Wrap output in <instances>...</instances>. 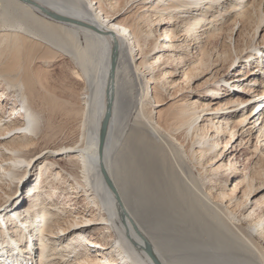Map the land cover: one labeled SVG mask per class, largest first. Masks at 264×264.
<instances>
[{
	"label": "bare ground",
	"instance_id": "6f19581e",
	"mask_svg": "<svg viewBox=\"0 0 264 264\" xmlns=\"http://www.w3.org/2000/svg\"><path fill=\"white\" fill-rule=\"evenodd\" d=\"M237 22L252 42L264 0H0V214L24 189L0 264H264V49ZM63 56L71 130L67 85L36 68ZM226 57L250 66L214 81Z\"/></svg>",
	"mask_w": 264,
	"mask_h": 264
},
{
	"label": "rangeland",
	"instance_id": "374dc122",
	"mask_svg": "<svg viewBox=\"0 0 264 264\" xmlns=\"http://www.w3.org/2000/svg\"><path fill=\"white\" fill-rule=\"evenodd\" d=\"M130 13H131V11H126L125 13H123L121 15V17L123 15L124 16L129 15ZM238 26H239V23L237 22V25L235 24L234 30L232 32V37L233 38L234 37H237V39H238V43H237L238 47H240V48H247L248 47L247 50H250L251 53L254 52L252 50L257 49L258 50V53L256 55L258 56L260 54V52L264 49V26H262V27H260L258 29L257 33L255 34L254 40L252 42H251V38H250L248 32L250 34H252V27L253 26H250L249 30L241 33L239 36H238L239 30H237ZM227 35H229V31L228 30L226 31V35H225L226 37H224L223 39L216 38V39L212 40L210 43H208L209 45L207 44L208 45V48H214V50L217 49L219 51H221L223 49H229V47H228L229 46V43L228 42H224V39L228 40ZM195 45L197 46V43L196 42L194 43L193 46L192 45L191 46L194 47ZM194 50H196L195 47H194ZM253 56H255V55L253 54ZM65 58L66 57H64V56H63V58L62 57H59V58L55 59L54 61L50 62L49 63V66H47V67L44 64H42V63L41 64L38 63L37 66H39V67H36V68H39V70H41V72H43L42 70H44L45 68H49V67L52 68L51 69L52 76L55 77L56 79L63 80L64 83L67 85V127L69 129L70 128L73 129L72 126L75 127L74 125L76 123V120H74L75 112L78 111V109L80 108V105H81L80 104V99H79V94L78 93H79V90L82 88V84H81L80 81L74 79L72 77V75L70 74V68L72 66V63H71V61H70V59L68 57L66 59ZM229 59H230V57H226L225 59L219 60V65H217L216 68L214 69V70L217 69L215 71V78H213L214 81L215 80L216 81L217 80H221L222 78L228 79L229 82H231L232 80H236L240 76H242V75H237V72L240 69H242L245 65L248 68L250 66L249 65V62L250 61L246 62L247 59L243 57V58L240 59V61H239V59L236 60V64L237 65H234V66L228 68ZM248 60H250V59H248ZM252 63L253 62L251 61V63H250L251 66L253 65ZM214 70H213V72H214ZM209 75L210 74H207L206 76L202 77L201 79H198L199 83H201L202 81H204ZM251 76L249 78H247V79H250ZM262 77L264 79V75L261 72L260 75H259V78L261 80H263ZM247 79H245L243 81V83H242L243 86H245V85L248 84V80ZM213 80H212V82H214ZM207 81H209V80H207ZM241 82L242 81H234L233 83L239 84ZM195 84L193 86H195ZM220 84H224V82H221ZM262 84L263 83H261V86L260 85H257L256 86L257 89L259 90V92L260 91H264V86H262ZM210 85L212 86V83L209 81L207 84L205 83V84H203V85H201V86H199L197 88L196 87H193V89H191V90L195 94H198V96H204L206 94V88L210 87ZM226 86H228V85H226ZM235 88H237V90ZM235 88H233V89H231V88L227 89V90H229L228 93L231 92V94H228L227 93V90H226L225 91V94L226 95L224 94L225 96L223 98H226L228 95L243 94V91L241 90L240 87L238 88V87L235 86ZM221 91H224V89H221ZM204 97H207V96H204ZM223 98H221V99H223ZM256 98L257 99H255V101H254L255 103L253 102L251 104L250 109H255L256 103H258L261 100H263L264 99V95L263 96H261V95L260 96H257ZM218 100H220V99L218 98ZM164 106H166V105H164ZM260 106L261 107H264V102H262V104H260ZM258 116H259V114L254 115L253 117H251V121H250V124L251 125L255 124V119ZM70 122H71V124H70ZM255 135H256V131L253 133V138L251 139V143H254L255 142V138H254ZM242 163H243V159H241V161H240V164L241 165H239V168L242 167ZM33 177H31V179ZM261 190L262 191L258 195H260L261 193H264V189H261ZM23 194H24V189H22L21 191H19L17 193V195H16L17 200L14 201V205L12 207H10L11 209L14 208V207H19L21 205L20 200H21ZM258 195H256V196H258ZM11 200L12 199H10V201ZM10 208L0 214V220L1 221L3 220L4 222H7V221L9 222L10 220H12V219L14 220L15 217H17V215H14L15 212L12 211ZM3 221L1 223V228L5 226L3 224ZM5 224L7 225V227L9 225H11V223H5ZM9 228L10 227H8V229ZM8 229H7V231H8ZM36 242L37 241H35V243Z\"/></svg>",
	"mask_w": 264,
	"mask_h": 264
},
{
	"label": "water",
	"instance_id": "95a60500",
	"mask_svg": "<svg viewBox=\"0 0 264 264\" xmlns=\"http://www.w3.org/2000/svg\"><path fill=\"white\" fill-rule=\"evenodd\" d=\"M49 13L55 15V13H52L50 11H49ZM62 18L65 19L64 17H62ZM110 102L111 101H109V105L107 106L106 113H105L106 114V116H105V123L101 127V136H100V138H101V140H100V145H101L100 167H101L102 172L105 171V169H104L105 166H104V159H103V151H104V145H105V135H106L105 133H106V129H107V125H108V120L110 118V112H111V104H110ZM104 175H105V177H107L106 176V173H104ZM106 181H107L109 187L112 189V191L115 192V189L112 187L110 180L107 179Z\"/></svg>",
	"mask_w": 264,
	"mask_h": 264
}]
</instances>
